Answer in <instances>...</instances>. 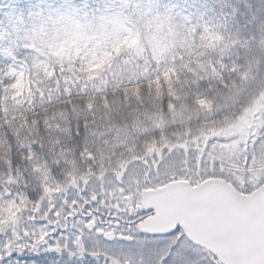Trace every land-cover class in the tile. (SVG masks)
<instances>
[{"label":"rangeland","instance_id":"obj_1","mask_svg":"<svg viewBox=\"0 0 264 264\" xmlns=\"http://www.w3.org/2000/svg\"><path fill=\"white\" fill-rule=\"evenodd\" d=\"M237 2L261 6V0ZM179 3L182 2L92 0L81 4L76 0H32L30 9L23 13L26 15L23 16L24 31L46 55L45 59L33 64L32 80L38 82L41 78H50L49 64H57L70 72H77L76 75H83L85 81H92L105 71L106 65L110 66L126 55L137 58L147 55L155 63H164L166 66L162 72L169 75L174 74L177 67L187 66L184 59L195 53L198 41L207 46L215 43L214 49L223 45L222 38L218 39L215 24L210 19L209 12L213 11V7H203L200 15L203 25H200L196 11L191 12L184 3ZM256 17L259 27L263 23V29L249 28L258 34L250 39V44L254 47L260 46L261 54H255V60L259 62L255 63V72L252 70V73L243 77L248 78L244 84L233 86L239 88L242 95L249 93L252 97L247 99L246 109L242 110V119L239 118L235 123L243 120L245 128L253 126L248 120L252 116L250 112L264 99V62L261 63L264 60V10L257 11ZM21 21L18 17L9 16V28L12 33L18 31L17 26ZM222 22L225 21L218 22L217 26H224ZM147 75L149 78L152 76L151 72ZM13 77V72L4 76L6 83L10 82L5 88L12 89H4L3 97L5 104L10 102V105L17 106L23 98L26 78L22 76L21 79L13 80ZM243 88H247L246 92ZM259 126L263 131L260 132L258 126H253L251 134L254 137L250 139L245 136L234 137L228 126L208 124L194 136L191 146L163 139L164 143L160 147L164 148L163 153L157 157L147 156V159L143 156L135 161H130L125 155L116 158L117 153L124 148L118 147L111 140L97 144L79 154L84 174L73 188H59L45 193L48 199L46 213L50 208H55L54 215H59L62 221L69 217V209L75 206L81 208L88 203L92 212L103 218L112 217L114 224H118L116 221L119 220L121 223L130 224L133 221L126 217H117L115 208L126 213L129 208L139 205L142 193L161 188L174 179L186 176L194 180V184L219 179L256 191L264 185V118L260 120ZM104 156L112 159H109V164L100 167L95 161H101ZM157 168L162 169L155 171ZM39 172L44 174L43 170ZM117 174L124 177L121 188L115 184ZM93 199L97 202L92 206ZM17 212L18 208L10 198L1 202L0 226L3 230L9 228ZM91 219L93 222L98 221L97 216H92ZM37 230L39 233L44 229ZM37 230L29 235L38 236ZM122 230L126 232L127 227ZM20 236L24 238L28 234L23 231ZM93 239L94 237L84 236L83 227H80L76 234L71 233L67 239L69 244L59 246L71 256L81 252L85 257L102 258L115 264L213 262L209 256L187 244L185 237L180 233L170 239L155 240L157 244L139 242L133 246H106ZM136 240L145 241L139 238Z\"/></svg>","mask_w":264,"mask_h":264},{"label":"trees","instance_id":"obj_2","mask_svg":"<svg viewBox=\"0 0 264 264\" xmlns=\"http://www.w3.org/2000/svg\"><path fill=\"white\" fill-rule=\"evenodd\" d=\"M184 1L193 8L200 5V0ZM25 2L0 0V204L9 192L20 210L12 225L16 230L0 226V250H8L1 252L0 264H62L61 257L20 260L24 244L17 232L34 226L31 218L47 205V191L79 181L84 168L77 155L111 140L124 148L116 158L157 157L164 152L163 139L191 146L208 124L228 126L234 137H241L244 122L235 123L242 119L245 98L239 88L229 87L241 82L245 60L240 53L239 58L205 53L204 45H198L199 51L184 59L187 66L174 74H164V63L145 56L121 59L92 81L51 64L50 78L34 82L32 65L41 54L23 29L17 37L3 30L7 17ZM7 69L27 81L17 106L4 102V89H12L1 78ZM71 264L105 263L77 258Z\"/></svg>","mask_w":264,"mask_h":264},{"label":"water","instance_id":"obj_3","mask_svg":"<svg viewBox=\"0 0 264 264\" xmlns=\"http://www.w3.org/2000/svg\"><path fill=\"white\" fill-rule=\"evenodd\" d=\"M138 211L153 214L138 227L143 235L168 236L180 229L219 264H264V188L244 197L221 181L196 188L171 184L144 193Z\"/></svg>","mask_w":264,"mask_h":264},{"label":"flooded vegetation","instance_id":"obj_4","mask_svg":"<svg viewBox=\"0 0 264 264\" xmlns=\"http://www.w3.org/2000/svg\"><path fill=\"white\" fill-rule=\"evenodd\" d=\"M260 3H262V6L264 7V0H261ZM121 227H123V225H122V226H121V225H116V230H117V232L119 233V235H124V234H126L124 231H122ZM105 229H106V228H105ZM129 231H130V228L127 227L126 232H129ZM40 244H50V243H48L46 240H43V241L40 242Z\"/></svg>","mask_w":264,"mask_h":264}]
</instances>
